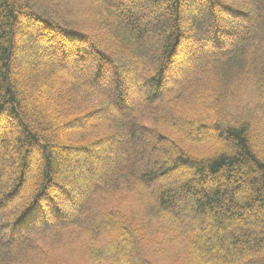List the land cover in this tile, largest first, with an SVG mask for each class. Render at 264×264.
Returning <instances> with one entry per match:
<instances>
[{"label": "trees", "instance_id": "obj_1", "mask_svg": "<svg viewBox=\"0 0 264 264\" xmlns=\"http://www.w3.org/2000/svg\"><path fill=\"white\" fill-rule=\"evenodd\" d=\"M138 1L0 0V120L18 128L0 140L3 151L15 143L12 171L0 167V264H61L65 248L84 264H162L167 253L180 264H264V0L121 8ZM151 10L164 19L156 35L142 22ZM27 22L59 62L15 66ZM97 165L114 168L96 175ZM181 171L176 187L152 194ZM87 178L96 183L81 196Z\"/></svg>", "mask_w": 264, "mask_h": 264}, {"label": "rangeland", "instance_id": "obj_2", "mask_svg": "<svg viewBox=\"0 0 264 264\" xmlns=\"http://www.w3.org/2000/svg\"><path fill=\"white\" fill-rule=\"evenodd\" d=\"M77 1H79V0H77ZM250 1H252V0H250ZM138 2L139 3H137V2H130L129 4L126 3L121 8H123L124 10H130V9H133V7H135L136 5H138V6L144 5L145 6L147 4V1L146 0H139ZM113 6L114 5H112V7ZM74 10H76V9H74ZM143 14L144 15L142 16V22L148 24L147 27H153L152 28V32H153L152 34H155L156 35L158 33V31H156L154 25L155 24H158V23H160V24L162 23L163 24L164 23L163 17L157 12V10H151V11H148V12H144ZM24 23L26 24L25 20H24L23 24ZM25 27L26 26L24 25V29H25ZM32 29H33L32 24L30 25L27 22L26 32H21V34H18L17 35V40H18V43L17 44H18V47H17V49L15 51V56H16L15 66L18 67V68H22V67L29 68V67H31L33 65L32 63L34 61H36V59H38L37 62L38 61L39 62H43L46 59H48V60H52L53 59V62H56V63L59 62L58 58L55 57L54 55H50V58H49L48 57V54L46 53L47 51L44 50L43 47L41 48V46L40 47L39 46H36L35 43L38 42V41L32 39L31 38V35H30L32 33V31H31ZM148 35H150V33H148ZM60 47H64L65 49H67V47H68L67 42H65L64 45H62ZM193 51H196V50H193ZM196 52H198V50ZM196 52H195V54H196ZM68 57H70V56H68ZM189 58H190V62L192 60H194V61L196 60L195 58H193L191 56H189ZM79 61H81V62H76V63H79V65H80V63H82V60H79ZM91 61L92 60L90 59V61H88V63L86 65L90 66L93 63ZM70 65H71V68L74 69L73 68L74 63L73 64H70ZM149 66H150V63H146L145 64L144 69H143L144 70V73H143V76L144 77L143 78H145L147 76L145 70ZM67 72L73 73V70L67 69ZM15 77L16 76L14 75V79H15ZM131 77H133V76L132 75L131 76H128V74H127L123 78H124V81L128 82V80L131 79ZM143 78L142 77H141V79L138 78V80L139 81H142ZM138 80H135V83ZM107 82H109L108 81V77L104 73V75L102 76V79H101V84L103 86H105L104 83H107ZM19 96H20L19 99L22 100L23 99V94L20 93ZM140 97L143 98L144 95L141 94ZM127 99H128V97H127ZM21 104H23L22 101H21ZM24 110H25V113H28L29 114L28 115L29 117L34 118V119H37V117L35 115H33L34 109H32L29 106L27 107L25 105V106H23V111ZM35 127H36V129H37V131L39 133H42V135H43V137H45V139H48L49 134H47V132L42 131L40 129V127H39L38 124H37V126L35 125ZM17 130H18V128H17V125L15 124V122L9 121L7 118H3L2 120H0V140L2 138H4V137H7L8 138L12 134L15 135L17 133ZM123 142H128V138H126V137L121 138L120 141H119V143L116 144L115 147H112V149H114L113 150V154H114V156L116 158H118L120 156V154H121ZM52 143L54 144L55 142H52ZM181 144H182V146L184 148H188V145L186 143H183L182 142ZM14 146H15V143L12 142L9 139V144L7 145L6 150L3 151V146L0 143V167L6 168L8 170V172L9 171L11 172L12 170H11V168L6 167V161L5 160L7 158H11V157L14 156L13 151L11 150V148H14ZM105 147L106 148H104V151H106V152H109L110 151L112 153V151L110 150V146L109 145H106ZM66 155L68 156V159H70V161L71 160H74L72 158L74 156V154L66 153ZM66 155L65 154H64V156L62 155V160H64V161L67 160L66 159ZM60 156L61 155L59 153H57L56 151L54 152V157L55 158L56 157L57 158H61ZM29 159H30L31 163L33 164L32 166H35L34 164H40L41 163V158L38 157L37 152H31V154L29 156ZM107 168H108V170H111L114 167L111 166V165H105L103 167L97 165L95 167V173L97 172L96 175H98V173L102 172V170H104V169L106 170ZM81 169L84 170V165H82V164L79 166V168L74 173H76L77 175H80L81 174ZM72 173L73 172L71 170L62 172V174L65 175V177L72 176L73 175ZM184 173H185V171H181V172H177V173L175 172L173 175L168 176V177H166L164 179H161L158 182H155L154 183V186H152V188H151L152 194L156 195L157 194V191L159 189H162V188H165V187H168V186H170V187H176L180 183V179H181V177L183 176ZM85 182H87V183L85 184ZM93 182L96 183V181H94L93 179H90V178H89V180H88V178L85 179V180H80L79 184L81 185V190H82L81 191V196H83L84 190H86V192H87V189H88L87 184L92 185ZM78 196H80V194ZM187 203H188V201L185 200L184 205H187ZM184 205H183L182 211H183V213L187 214L188 212L184 208ZM212 246L214 247L215 245H212ZM163 247L166 249V251H171V252H174V253H177L181 249V245H179L178 243H176L174 241H168V242L164 243L163 244ZM80 254L81 253L78 254V251L75 250V249L65 248V249H62L61 251H59L57 253L56 258H58L61 261V264H84L83 261H82V259L80 257H78ZM167 258L168 259H171L170 261L172 263L180 264V262H179V260L177 259L176 256L175 257H172V256L170 257L168 255V253H167ZM159 260H160V262L162 264H171V262L168 261V260H162L161 258H159ZM129 264H134V261L130 259Z\"/></svg>", "mask_w": 264, "mask_h": 264}]
</instances>
